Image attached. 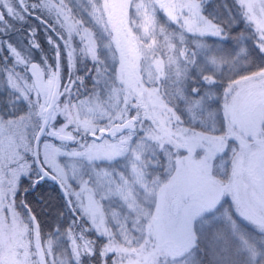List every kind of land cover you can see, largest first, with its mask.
Instances as JSON below:
<instances>
[{
    "label": "rangeland",
    "instance_id": "1",
    "mask_svg": "<svg viewBox=\"0 0 264 264\" xmlns=\"http://www.w3.org/2000/svg\"><path fill=\"white\" fill-rule=\"evenodd\" d=\"M203 1L34 0L37 12L48 10L46 15L55 16L57 21L70 6L82 9L77 24L67 16V23L72 25L65 43L66 84L59 100L57 96L54 101L49 124L81 142V134L71 130V123L81 119H105L107 124L113 118L121 120L127 116L120 114L122 104L130 103L132 95L133 115H147L154 122L151 138L155 145H128L124 134L113 146L93 147L84 163L65 160L67 175L78 181L74 194L81 198L78 201L89 221L98 231L116 235L109 264H198L194 244L197 227L202 224L196 225V220L214 208L222 194L229 195L241 216L264 230V66L224 84L219 93L208 91L209 86L194 93L187 104V117L200 126L181 123L162 94L146 86V82L160 78L178 83L185 73L179 59L185 46L190 49L191 62L219 68L220 57H211L212 45L203 51L206 47L197 38L220 34L215 23L202 13ZM238 1L243 6L244 21L255 30L256 44L264 49V0ZM159 14L178 30L190 33L194 44L182 42L175 53L172 33L157 22ZM13 16L11 11L6 16L3 33L10 28ZM82 21L90 26L82 25ZM22 40L11 32L0 37V264H39L30 220L28 223L15 203L20 175L30 172L32 178L36 174L30 160L38 124L37 93L29 90L25 78L24 65L31 48ZM39 50L36 48V54ZM196 54L204 56L199 61ZM84 58L96 62L95 84L91 94L76 97L74 119L68 109L70 97L77 96L82 83L80 77L75 81L73 69ZM241 63L239 57L229 59L227 67ZM204 77L209 81L212 72ZM205 94L217 100L216 107L206 103ZM156 147L167 158L163 177L147 170V163H155ZM43 148L48 161L56 164L52 146ZM225 152L228 156H221ZM103 158H116L117 162L108 165L101 161ZM212 234L208 249L217 256L220 245L224 248L219 242L222 235ZM78 243L68 258L49 255L46 263L80 264L88 250ZM85 263L107 264L92 258Z\"/></svg>",
    "mask_w": 264,
    "mask_h": 264
},
{
    "label": "trees",
    "instance_id": "2",
    "mask_svg": "<svg viewBox=\"0 0 264 264\" xmlns=\"http://www.w3.org/2000/svg\"><path fill=\"white\" fill-rule=\"evenodd\" d=\"M201 11L210 21L215 23L220 32V34L215 36L204 35L197 37L202 42V45L206 47L203 51H207V46L212 45L211 57H220L221 61L218 71L207 63L198 62L196 64L191 62L190 49L185 46L182 57H179L185 67V73L178 80V83H170L167 79L163 80L162 78L158 81L146 82L148 89H156L158 93L162 94L167 106L171 107L179 115L181 123L194 126L200 125L190 120L189 116L187 117V104L191 101L194 93H198L205 86L211 87L208 91L219 93L224 84L229 85L238 76L253 73L264 66V49H261L256 44L258 38L255 36V30L244 21L243 6L238 0H204ZM157 22H160L165 30L172 33L175 53L182 42L194 44L190 33L178 30L175 24L160 14L157 16ZM82 23V25L90 26L86 21H82ZM194 38L196 39V37ZM201 51L200 49V55L202 54ZM198 54L196 55L200 61V57L204 55L199 57ZM238 57L242 60L239 66L227 67L229 59H237ZM95 64V61L84 58L81 61L78 60L74 65L75 81L80 77L82 86L77 96L70 97L68 109L72 117V106L74 105L75 107L76 97L91 94V89L95 84L93 79L96 73ZM209 72H212L213 78L206 81L205 77L203 78V74L206 76ZM176 91H179L182 96L180 95V97ZM132 99L133 95L129 98L130 103L124 101L121 115H133L135 109L131 105ZM204 100L211 107H216L215 103L218 104L216 99H209L206 94ZM118 110H122V107L118 108ZM73 118L76 119V116ZM113 120L117 119L113 118ZM218 120L220 122V115ZM70 125L74 133L81 134V142H77L75 139L55 140L47 135L42 136L39 142V157L42 164L54 173L63 184L72 210L68 207L66 199L56 184L46 178L38 181L33 189H27L24 192V201L38 222L40 241L47 261L49 255H55V258L57 256H66L68 258L71 250H76L79 247L78 242H80L81 248L88 250L85 256L82 257V260H84L83 264L87 260H91V258L96 262L109 264L113 255L111 250L114 245L115 234L106 235L103 231H98L89 221L81 207V203L78 201L81 198L77 199L74 194L78 181L67 175L65 160L77 159L84 163L85 157L91 155L93 147L96 145L113 146L117 144V138L124 134L127 135L128 145L135 143L144 145L146 143L150 144V142H152L151 145H155L151 138L154 122L151 117L140 115L136 117L132 129H124L111 137L102 135L99 139L87 136L86 132L94 130L97 126L107 125L105 119L99 121L81 119V121L76 120ZM48 145L52 146L51 150L55 156L56 164L48 161L47 155L43 153L45 151L43 147L46 148ZM153 156L155 163H147L148 172L150 174L156 173L159 177L165 176L167 173L166 156L158 147L153 148ZM221 156L227 157L228 154L225 152ZM30 161H32V158ZM101 161L108 165H113L117 162L116 158L111 160L103 158ZM32 166L37 174L34 164ZM224 169H228V163L226 164V162ZM31 175L32 173L30 172L20 175L19 188L15 193V203L24 213L28 223L29 217L26 209L20 203L19 196L21 189L30 184L34 177L31 178ZM199 222L202 225L197 227L196 242L194 244L198 264H264V230L241 216L228 194H222L214 208L201 214L196 220V225ZM214 232H219L222 235L219 242L224 245V248L220 245L217 249L219 251L217 256L211 254L208 249V240L214 237L212 234ZM243 241L247 243V246L242 243ZM252 251L255 253L254 255H251ZM37 263L39 262L37 261ZM45 264L47 263L45 262Z\"/></svg>",
    "mask_w": 264,
    "mask_h": 264
},
{
    "label": "flooded vegetation",
    "instance_id": "3",
    "mask_svg": "<svg viewBox=\"0 0 264 264\" xmlns=\"http://www.w3.org/2000/svg\"><path fill=\"white\" fill-rule=\"evenodd\" d=\"M8 2L4 4L0 0V9L3 14V17L0 18V37L7 35L9 32L15 33L21 36L27 48H31L28 59L25 61L24 73L30 84L29 90L37 93L35 114L39 124L40 114L37 108L39 105H45L47 92L58 91L59 100L63 86L66 84L65 61L67 55L65 43L67 29L72 25L67 23V16H69V21L71 20L77 24L79 20L81 21L82 9L77 5L70 7V11L66 14L65 11L63 15L58 14L61 18L57 21L55 16L48 17L46 15L48 10L45 12L42 10L44 13L37 12L34 7V0H8ZM69 4L72 3L69 2ZM54 10L56 9L54 8ZM10 11L14 12V16L9 21L10 28L6 33H3L1 26L6 21V16L9 15ZM42 44L45 46H41ZM3 47L6 48V45L3 44ZM36 48H40L37 54ZM48 125L51 126L49 123ZM42 136H45V134ZM35 257L39 264H45L46 257L41 261L36 254Z\"/></svg>",
    "mask_w": 264,
    "mask_h": 264
},
{
    "label": "water",
    "instance_id": "4",
    "mask_svg": "<svg viewBox=\"0 0 264 264\" xmlns=\"http://www.w3.org/2000/svg\"><path fill=\"white\" fill-rule=\"evenodd\" d=\"M2 17L3 14L0 9V18ZM57 96H58V91L47 92L45 105L43 106L39 105L37 108V111L40 114V119H39V124L33 134V138L31 141V158L35 166V169L37 171V174L33 177V179L31 180L28 186H25L21 189L20 197H19L20 203L26 209L27 215L30 220L32 244L35 250V254L40 261L44 260V255L40 241L38 222L36 220L35 215L31 211L27 203L24 201V192L27 189H33L35 187V184L38 181H40L42 178L50 179L56 184V186L62 193L63 197L66 199L68 207L72 210V206L68 201L66 189L64 188L63 184L54 173L49 171L42 164L39 157V142L43 134L55 140H70L72 138L70 134L59 132L56 129H54L52 126L48 125L49 119L52 116L53 104ZM135 119L136 117L134 115H127L121 120H114L108 123L106 126H98L94 130H88L86 132V135L94 139H99L102 135H107L108 137H111L114 134L124 129H132L134 127Z\"/></svg>",
    "mask_w": 264,
    "mask_h": 264
}]
</instances>
